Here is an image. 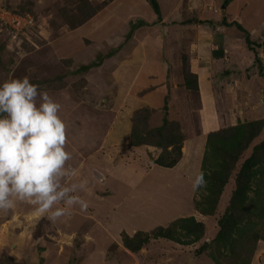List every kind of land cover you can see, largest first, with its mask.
Instances as JSON below:
<instances>
[{"label":"rangeland","instance_id":"1","mask_svg":"<svg viewBox=\"0 0 264 264\" xmlns=\"http://www.w3.org/2000/svg\"><path fill=\"white\" fill-rule=\"evenodd\" d=\"M81 1L0 0V82L29 75L61 104L72 153L68 164L76 173L69 179L88 180L79 195L89 201L86 211L75 206L71 215L54 223L38 218L35 206L27 202H18L7 214L0 212V262L214 264L195 249L216 231L233 179L225 184L214 215L194 209L192 200L199 194L192 191V181L205 139L199 118L206 129L215 123L216 112L223 125L264 121L258 112L264 111V96L258 97L256 78L252 75L244 85L247 79L237 72L239 67L253 74L258 66L243 32L233 24L237 21L260 44L255 48L264 69V0H230L223 8V0H157L159 16L146 0H88L94 13L70 28L62 14ZM223 14L230 25L220 26ZM210 48L222 51L214 55L218 62L211 61ZM184 55L200 79L198 92L184 87ZM221 64L229 69L232 83L225 90L215 84L207 88L206 78L220 71ZM214 76L217 83L222 81L223 75ZM229 106L234 107L230 113ZM144 107L153 108L148 117H134ZM163 116L176 121L185 135L181 157L172 167L153 163L158 148L145 139L126 146L133 124L141 126L136 130L143 136L142 127L159 126ZM262 137L264 127L252 143ZM186 215L205 224L203 236L194 243L151 239L136 253L122 245L121 231H150ZM250 264H264L263 241H258Z\"/></svg>","mask_w":264,"mask_h":264},{"label":"trees","instance_id":"2","mask_svg":"<svg viewBox=\"0 0 264 264\" xmlns=\"http://www.w3.org/2000/svg\"><path fill=\"white\" fill-rule=\"evenodd\" d=\"M87 1L82 0L75 10L62 14V20L68 27L80 25L94 13ZM146 1L159 16L157 0ZM229 1L223 0L224 7ZM233 24L243 32L245 43L254 57L253 63L261 70L255 48L259 46L257 41L252 40L250 32L237 21ZM220 25H230L224 14L221 15ZM186 60V56H182L184 87L198 92L197 76L189 70ZM152 109L144 107L135 110L134 117L145 120ZM201 119L203 117L199 118V132ZM263 123L261 118L244 119L202 131L205 139L199 171L205 173L207 184L196 192L199 197L192 200L194 209L202 215H214L225 184L233 179L229 198L216 218V231L195 249L196 254L204 253L214 264H250L258 241L264 242V137L252 143L264 127ZM138 127L141 126H131L126 146L139 144L145 139L147 145L158 148L153 163L163 167H172L177 163L185 135L176 121L163 116L159 126L150 129L142 127L143 136L136 130ZM145 135L147 138H144ZM204 230L205 224L201 220L186 215L172 218L166 225H156L150 231L137 229L132 234L124 231L120 234L125 250L136 253L151 239L157 238L189 245L200 240ZM0 263L8 264L4 261Z\"/></svg>","mask_w":264,"mask_h":264},{"label":"clouds","instance_id":"3","mask_svg":"<svg viewBox=\"0 0 264 264\" xmlns=\"http://www.w3.org/2000/svg\"><path fill=\"white\" fill-rule=\"evenodd\" d=\"M61 104L29 75L0 84V212L7 214L18 202L35 206L38 218L56 222L79 206L86 211L89 201L87 179L72 181L68 164V126L60 116ZM103 181V176L99 178ZM205 173L198 171L192 191L206 187Z\"/></svg>","mask_w":264,"mask_h":264},{"label":"crops","instance_id":"4","mask_svg":"<svg viewBox=\"0 0 264 264\" xmlns=\"http://www.w3.org/2000/svg\"><path fill=\"white\" fill-rule=\"evenodd\" d=\"M262 24H264V20H263V23ZM215 26V25H214ZM221 26V25H220ZM216 28H219V26H217ZM263 28H264V26H263ZM264 41V40H263ZM258 43V42H257ZM258 45L260 46V44L258 43ZM211 50H212V52H211V54H210V59H211V61L213 60V61H217L216 60V57H214V55L216 56V55H220V53H222V51L220 50V48L219 49H212V48H210ZM219 51V52H218ZM205 53H207V52H205ZM200 54H202V53H200ZM209 54V53H208ZM213 54V55H212ZM205 56V55H204ZM203 56V57H204ZM231 58H233L232 56H231ZM231 58H228V61L229 60H231ZM202 59V58H201ZM233 60H234V58H233ZM201 61H203L204 62V60H201ZM212 61V62H213ZM226 61V60H225ZM224 61V62H225ZM218 62V61H217ZM229 63H230V61H229ZM263 64V63H262ZM227 65H228V63H227ZM199 69H201V68H203V66H197ZM221 67L222 68H220V71L218 70V71H215V73H213V74H211L210 76H212V75H216V76H218V77H220V76H222L223 75V77H222V81L220 82V83H217V81L218 80H216L215 79V76L214 77H210V76H208L206 79H209V80H207L206 81V83H209V85H207L206 87L207 88H209V86L212 84V87L213 88H216L215 87V85L216 86H218V87H222L224 90L225 89H228L227 87V83L228 82H231L232 83V81L228 78V73L230 72L229 71V69L227 68H225V69H223V65L221 64ZM260 67H261V70H260V68H258L256 71H255V73H253V74H250V73H248V71L247 72H244L243 70H241L239 67H238V70H237V72H240L241 71V73H242V75L244 76V78L245 79H247V81L246 82H244V80L245 79H243V84L244 85H246V83L247 82H250L251 80H252V75H254V78H256V79H253V81L255 80V82L253 83V84H255L256 83V86L258 87V89H257V93H258V97H259V95H263L264 96V81H261V80H264V69L262 68V66L260 65ZM223 69V70H222ZM232 69V68H231ZM234 69V68H233ZM232 69V70H233ZM195 71V70H194ZM207 72V71H206ZM259 72H262V73H259ZM197 73V72H196ZM195 73V74H196ZM222 74V75H221ZM197 75V74H196ZM226 76V77H225ZM197 82H198V87L200 88V79L199 78H197ZM224 83V84H223ZM215 84V85H214ZM223 85V86H222ZM206 95H208L207 94V92H205V96ZM211 96H212V94H210ZM264 98V97H263ZM260 102L263 104V107H264V99H260ZM233 108L234 107H232V106H229L228 108H227V110L229 111V113H230V111H233ZM259 113H263L264 114V111H258ZM254 114H257V112H255ZM204 115V114H203ZM222 116V115H221ZM262 118H264V117H262ZM243 120V119H242ZM212 121H214L215 123L211 126V128H216V127H219V126H222L223 125V119H222V117L220 118V116H217V112L215 113V115L213 116V118H212ZM205 127V125L204 126H202L201 127V131H200V134L201 135H203L204 133H202V131L205 129L206 130V128H204ZM203 143H204V141H203Z\"/></svg>","mask_w":264,"mask_h":264},{"label":"water","instance_id":"5","mask_svg":"<svg viewBox=\"0 0 264 264\" xmlns=\"http://www.w3.org/2000/svg\"><path fill=\"white\" fill-rule=\"evenodd\" d=\"M224 7V5L222 4V8Z\"/></svg>","mask_w":264,"mask_h":264},{"label":"bare ground","instance_id":"6","mask_svg":"<svg viewBox=\"0 0 264 264\" xmlns=\"http://www.w3.org/2000/svg\"><path fill=\"white\" fill-rule=\"evenodd\" d=\"M134 146H136V145H134Z\"/></svg>","mask_w":264,"mask_h":264}]
</instances>
